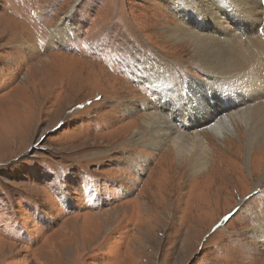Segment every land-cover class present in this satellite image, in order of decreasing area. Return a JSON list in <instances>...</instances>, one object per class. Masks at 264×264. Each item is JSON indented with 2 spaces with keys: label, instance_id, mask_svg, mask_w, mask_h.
I'll use <instances>...</instances> for the list:
<instances>
[{
  "label": "rangeland",
  "instance_id": "1",
  "mask_svg": "<svg viewBox=\"0 0 264 264\" xmlns=\"http://www.w3.org/2000/svg\"><path fill=\"white\" fill-rule=\"evenodd\" d=\"M176 18L167 0H0V264H264L260 154L236 169L240 149L203 128L208 174L194 179L149 144L160 99L145 60L171 82L210 80L169 41Z\"/></svg>",
  "mask_w": 264,
  "mask_h": 264
},
{
  "label": "bare ground",
  "instance_id": "2",
  "mask_svg": "<svg viewBox=\"0 0 264 264\" xmlns=\"http://www.w3.org/2000/svg\"><path fill=\"white\" fill-rule=\"evenodd\" d=\"M167 2L169 9L177 17V21L172 20L174 26L167 32L169 41L173 45L190 48L191 54L202 65L210 80L208 85L190 80L186 82L183 79L182 82L177 79L171 82L167 80L169 78L166 73L162 72V68L166 70L162 61L151 59V66H148L149 59L145 60L140 76L144 80L147 76L146 81L156 84L160 99L158 110L154 107L153 100L146 104L150 111L144 115V123L149 129V144L156 148L171 145L172 155L178 157L181 166L191 168V177L194 179L200 178V174L209 168L210 142L203 136V128L211 130L218 141H225L227 138L240 149L241 153L236 155V164H231L241 167V155L247 160L252 154L251 161L254 155L260 154L255 160L260 163L264 160V29H260L262 34L259 31L260 22L254 20L262 15L264 0ZM220 13L225 17L222 18ZM59 31L53 33L51 43L58 42L63 46L67 41L57 40L60 37ZM236 31L242 34L244 40L236 36ZM26 47L33 52L40 51L38 46L28 41ZM224 76L227 78H223ZM162 78L165 79L164 84L161 82ZM231 80L233 81L229 82ZM217 83L225 87L232 85L236 94L245 95L246 99L237 100L236 94L229 95L224 90L217 93L227 103L225 102V107L220 105L214 97L218 95L214 92ZM209 94L213 96V100L209 98ZM193 103L198 104L200 111L197 114L191 109L190 104ZM173 109L174 114L178 113L176 119L169 117ZM179 112H184V115ZM229 136H237V140L228 138ZM241 174L243 176L244 173ZM261 189V181L253 182L254 191ZM258 219L259 224L254 229L257 232L264 231V221ZM259 239L261 241V236Z\"/></svg>",
  "mask_w": 264,
  "mask_h": 264
}]
</instances>
